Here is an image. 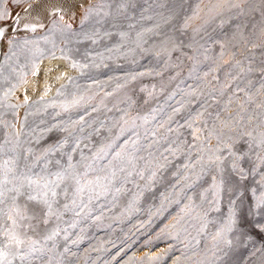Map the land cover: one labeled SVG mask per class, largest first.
Segmentation results:
<instances>
[{
    "label": "rangeland",
    "instance_id": "obj_1",
    "mask_svg": "<svg viewBox=\"0 0 264 264\" xmlns=\"http://www.w3.org/2000/svg\"><path fill=\"white\" fill-rule=\"evenodd\" d=\"M53 1L0 0V181L5 160L69 176L47 224L26 195L23 220L14 192L0 203V247L9 215L39 242L11 264H264V235L227 230L264 191V0ZM59 56L71 71L57 92L24 96ZM88 165L102 179L77 193L70 176ZM240 169L243 196L230 190Z\"/></svg>",
    "mask_w": 264,
    "mask_h": 264
},
{
    "label": "snow or ice",
    "instance_id": "obj_2",
    "mask_svg": "<svg viewBox=\"0 0 264 264\" xmlns=\"http://www.w3.org/2000/svg\"><path fill=\"white\" fill-rule=\"evenodd\" d=\"M32 5H29L31 7ZM0 21H7V14H0ZM10 27V24H9ZM28 27V25H25ZM34 30V29H33ZM6 29L3 25H0V37L5 35ZM75 66V65H73ZM252 71V69H249ZM262 77L261 87H264V67L258 70ZM78 101H73L72 105H75ZM65 106V108L70 107ZM261 144H264V139L260 141ZM119 156V153H117ZM69 161H71V156H69ZM261 162L264 163V157L261 158ZM10 161H4V179L0 181V203L4 202V199L9 198L8 193L14 192V195L10 197L13 202V209L10 211L15 212L16 217L19 220H23L26 217L21 215L20 213V206L16 204V199L19 196L26 195V198L29 202H32L39 206L38 209H33V216L30 218H36L40 215L41 212H44L45 218L43 219V223L47 224L48 219L54 215H57V211L54 210L53 205L56 203V197L58 195L57 189L61 187V185L65 182L69 176L65 175L67 169H63L56 173H47L45 174H36L35 178L32 175L28 174H19L17 175L14 172L12 167H8ZM59 163V161H57ZM69 168H73L71 163H69ZM234 170L238 169V164L233 165ZM122 170V169H121ZM89 171H93L90 165L86 166V170L84 173H73L71 174L70 178L75 180L77 193H82L85 187L91 186L94 183H99L102 179L101 177H97L96 181L87 180L86 177ZM103 171V169H101ZM239 180L233 182L231 187V192L233 195H237L239 193L240 196H243L244 193H240L239 189L241 184L239 181L245 179L243 174V170L240 169ZM12 173L13 180H8V174ZM115 177V174H112V177L105 176L103 179H108L111 182V179ZM84 181L82 184L81 181ZM8 184H12L11 188L7 187ZM224 185V181L221 180L220 183L217 185V188ZM260 188L264 189V175L261 176V180L259 182ZM228 190V189H226ZM252 198L254 202H250L247 206L246 212L242 213L239 220L236 218V213L234 211H230L228 217V225L227 230L231 231L233 227H236L239 223L240 228H246L248 231H242L241 237L246 235H250L251 233H256L257 235H264V191L261 192L259 196L256 195L257 188H252ZM67 193V188L64 189V194ZM231 203H235V201H230ZM242 203V201H241ZM26 207V206H25ZM67 208V205L64 206ZM11 221V225L5 228L3 232V236L5 238V242L3 247H0V264H11V261L8 260V256L12 255L15 256L17 254L20 255L21 259H24V253L21 252V246L26 248H31L32 251H36L35 245L39 243L38 241L31 240L30 237L23 236L19 231L18 228L21 226L18 223V219L14 218L13 216L9 215L7 217ZM56 233H53L55 235ZM218 235H221L218 233ZM52 236L46 237V239H51ZM230 243V241H229Z\"/></svg>",
    "mask_w": 264,
    "mask_h": 264
},
{
    "label": "bare ground",
    "instance_id": "obj_3",
    "mask_svg": "<svg viewBox=\"0 0 264 264\" xmlns=\"http://www.w3.org/2000/svg\"><path fill=\"white\" fill-rule=\"evenodd\" d=\"M54 1H55L54 4H56V5H54V7H58V6L66 7L68 2H72V3H74L73 4L74 5L73 8H75V9L78 8L79 9L83 2L90 1V0H54ZM72 3H70V4H72ZM87 3L88 2H86V4ZM86 6H88V5H86ZM50 7H49V9H50ZM82 8H80V9L83 11ZM50 12L53 13V10L50 11ZM44 15H45V12H44ZM79 15H80V13H79ZM75 17H78V16H75ZM24 20H26V19H24ZM31 23H32V21H31ZM25 24L26 23H24V25ZM41 24H43V23H41ZM39 27H41V26L39 25ZM31 28H32V25H31ZM35 70H36V72L34 73V75H32L25 83L26 84V91H25L26 95H24V96H27V97H33L34 96L36 98L37 96H39V97H49V96L53 95L54 93L57 92V90L60 87V85L64 82V78L69 76L70 71H71L69 66H68V63L66 64L64 58H62L61 56H59V57H48V58L43 59L38 64L37 69H35ZM22 91H23V88H22Z\"/></svg>",
    "mask_w": 264,
    "mask_h": 264
},
{
    "label": "water",
    "instance_id": "obj_4",
    "mask_svg": "<svg viewBox=\"0 0 264 264\" xmlns=\"http://www.w3.org/2000/svg\"><path fill=\"white\" fill-rule=\"evenodd\" d=\"M4 47H5L4 41L0 40V61H1L2 57H3Z\"/></svg>",
    "mask_w": 264,
    "mask_h": 264
}]
</instances>
